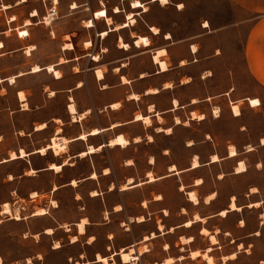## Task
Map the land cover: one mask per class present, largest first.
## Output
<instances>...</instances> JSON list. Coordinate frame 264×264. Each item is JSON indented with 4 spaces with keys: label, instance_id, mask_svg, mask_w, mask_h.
Here are the masks:
<instances>
[{
    "label": "crops",
    "instance_id": "crops-1",
    "mask_svg": "<svg viewBox=\"0 0 264 264\" xmlns=\"http://www.w3.org/2000/svg\"><path fill=\"white\" fill-rule=\"evenodd\" d=\"M17 2L18 0H0V203L11 201L13 192L17 198L26 201L30 192L48 194L51 187H58L54 190L58 197L55 198L54 193L52 196L55 207L43 203L48 213L38 219V225L35 224L38 228L32 230L28 224L24 227L21 223V230L27 227L24 232H42L46 237L45 244L33 246L23 255L34 257L37 253L40 254L41 261L37 264H102L97 261V255L106 258L107 264H178L179 252H188L185 256L181 255L183 259L189 257V251L199 250L194 244L183 247L185 244L180 243L179 239L184 235L176 238L173 236L178 229L186 235L194 230L180 227L182 222L169 217L177 209L176 206L180 205L172 196V189L174 186L178 189L180 184L186 188L192 186L193 182L189 180L191 171H195V177L202 175L205 182V170L201 169L205 166L209 169H214L217 165L223 166L222 180L228 174H235L237 162L229 163L232 157L228 155V147L215 144V120L221 116L211 114H214L215 108L221 112L232 104L245 103L249 99H258L259 106L264 109V0H229L239 22L242 12L252 17L241 49V57L251 82V88L244 94L238 87L235 71L229 70V75L223 77L220 73L219 63L225 56V47L220 40L225 31L230 30L231 25L213 26L214 21L209 18V27H204L206 20H203L195 32L185 36L173 28H167L159 33V44L154 48L143 45V40L140 46L134 44V40L136 42L142 35L122 37L119 34L115 48L103 46L102 42L107 36L102 39L101 31L110 30V25L106 16L96 17V11L89 17L93 25L84 27L82 24V27L90 30L95 27L96 20L104 22L105 27L95 30L100 42L96 44L91 38L87 40L91 44L86 47V41L74 42L73 36L60 24L56 25L55 30L53 27L49 30L45 26L42 29L43 27H39L41 22L33 21L38 14L31 15L33 11H28L25 4L27 0ZM99 2L103 5L99 10H104L113 24L126 21L124 15L130 11L137 13L135 18L145 13L141 11L142 7H131L126 11L121 6H118L120 12H114L113 7V11L109 13L103 0ZM72 3L68 5L69 12L75 10L71 8ZM4 4L9 7L1 8ZM114 13L122 14L124 20L116 22ZM27 19L32 24L25 25ZM233 25H236V21ZM147 26L150 29L151 25ZM113 32L116 31L110 33ZM166 33H170V39L164 37ZM152 34L150 36L158 35ZM23 36L29 37L24 39ZM65 36L67 38L61 39ZM120 37L129 44V49L119 46ZM215 39L218 40L217 43H214ZM63 40L67 42L62 44ZM68 43L73 47L67 48L65 45L68 46ZM30 46L33 48L28 50ZM160 47L166 49V53L160 56L167 64L164 71L153 61V52ZM103 48L107 51L103 52ZM95 55H99V61L93 58ZM33 65H38L41 70L32 73L30 69ZM49 65L61 73L60 78H55L47 71ZM98 69L103 74L101 79L96 75ZM10 76L15 79L13 83L8 81ZM121 76L126 77L129 82H122ZM78 82L81 84L78 85ZM148 89H155L156 92H148ZM50 91L54 92V96H50ZM19 92L24 93V99L19 98ZM46 92L48 97L45 98ZM130 93L137 94L138 99L128 98ZM116 102L120 106L111 110L110 104ZM71 103L75 105L77 114L89 111L87 116L73 122L69 113ZM25 105L28 109L24 108ZM192 111L203 115V118L195 119L191 115ZM136 113L149 116L150 124L134 120ZM231 116L233 119L238 117L232 112ZM209 117L212 121H207ZM55 118L67 120L58 123ZM42 122L47 127L42 131H34L35 124ZM113 124L116 126L112 127ZM96 127L102 130L99 134L87 135L83 140L76 139L79 133L88 134L90 129ZM57 128L61 130L60 135L68 139L69 156L87 149L88 145H105L114 136L119 139L126 138L129 144L123 148L103 146L100 152L71 158L72 165L62 166L67 168L61 175L56 176L54 174L57 173L49 169V163L57 161L59 164L60 160L55 156L46 160L35 159L34 154L38 150L35 148L45 146L48 139L56 134ZM34 134L37 135V140H32L31 135ZM148 136H151V140ZM135 137L141 138V141L135 142ZM190 140L194 145L189 146ZM20 146H24L23 149L28 155L10 161L8 153L19 152L22 148ZM47 153L39 156L44 157ZM194 154L200 158L202 166L191 170L189 164ZM211 154H217L219 160L211 162ZM170 165H175V169L170 170ZM30 168L38 173L43 172L37 184L29 185L21 181L26 170ZM148 172L153 175V181L147 180ZM92 173H95V178L91 177ZM10 175L12 179H9ZM72 179L77 181L76 187L69 185ZM125 185L127 186L123 187ZM216 189L219 194L223 188ZM92 190L97 191L98 195L92 196ZM210 190L206 186L200 188L199 192L205 197ZM69 193H72V198L68 196ZM230 196L224 193L218 197L214 208H227ZM234 212L237 211H229L228 215L232 216ZM201 215L207 217L208 222L215 214L204 212ZM83 219L84 231L80 234L78 223ZM8 221L10 219L4 216L0 218L1 231L6 228ZM159 222L165 227L164 232H157ZM63 225H69L70 231L65 232ZM258 225L260 226L259 221ZM223 226L230 232L239 231L236 222L232 226ZM170 227H174L175 231L168 232ZM45 228L53 229V233L45 234ZM153 228L155 237H152ZM253 229L252 235L257 231L256 228ZM24 232L21 235L27 238ZM73 235L78 240L69 242L68 238ZM6 238V233L1 232L0 257L3 263L8 261L10 254L2 241ZM34 240L37 241L35 238ZM143 242L148 243L141 247ZM55 243L60 244V247L54 248ZM239 243L244 245L243 249L249 244L246 241ZM237 244L234 251L236 255L240 252ZM143 247L146 248L145 251H140ZM128 249H133L131 260L123 262L120 254ZM231 249L229 247V254L233 253ZM167 258L173 260L166 263ZM236 259L237 256L227 261L220 259L217 264L228 261V264H238ZM17 261L19 260H10L9 263L15 264Z\"/></svg>",
    "mask_w": 264,
    "mask_h": 264
},
{
    "label": "rangeland",
    "instance_id": "rangeland-1",
    "mask_svg": "<svg viewBox=\"0 0 264 264\" xmlns=\"http://www.w3.org/2000/svg\"><path fill=\"white\" fill-rule=\"evenodd\" d=\"M74 1L77 4V8L69 12L68 5L71 4V2L74 3ZM53 2H54L53 0H27L25 4L30 13L34 9L38 11L37 12L38 16L34 17L33 21L41 22V24H39V27H43L42 29H45L44 28L45 26L49 30L52 29L51 27H53V29L55 30L56 25L60 24V26H62L68 33H70V36L71 35L73 36L72 40H74V42L83 43V41L87 42V40L91 38L94 39L93 42L96 44L100 42L98 40V37L95 36V30L103 29L105 27L104 22L96 20L94 28H91L90 30L84 28L87 27L85 26L86 22H88L86 20H89V17L92 12L95 13L97 11L96 17L98 18L102 17L99 15V13H104L103 16H106L107 23L108 21H110L109 24L110 29L111 28L113 29V27L116 24H119V23L113 24L112 19L106 15L105 11L99 10L100 8L99 0H58L57 2L58 3L57 8L59 11L58 18L51 21V23L49 24H47L48 22L44 23L42 22L43 21L42 17L46 15L47 8L50 7L51 3ZM103 2L106 5L107 9L109 10V13L110 11L112 12L113 7L115 10V8H119L118 6H121L126 11H128L129 8L133 7V4H137V7H142L141 10L142 12H144L143 7L145 6L146 8L145 13H141L140 16H136L135 20L136 19L137 20L133 24L134 26L129 24L126 26V27L130 26L129 28L125 27V29L123 28L122 30L119 29L120 31L112 30V29L109 30V33L111 31H116V32L110 34L108 33L107 37L105 36L106 38L105 37H104L105 39L103 38L104 39L102 42L104 44L103 46H112L117 48L116 47L117 38H118L117 36L120 34L122 37L126 35L127 36L129 35L130 37L136 35H142L140 36V38L143 40V45L148 47L150 46L149 48H154L159 44L158 37H161L160 35L161 32H164V30H166L167 28H173L177 30V32H179L180 35L185 36L188 34H192V32H195L196 27L198 25L200 26V23L203 20H206L204 21L203 24H205L206 22L208 24L207 27H209V22L207 21L209 20V18L210 20L214 21L212 23L213 26H215V24L221 27L222 26L228 27L231 25L230 30H226L225 33L223 34V38H221L220 40L225 47V56L222 58L223 60H221L219 63V67L221 70L220 73L222 75L220 76L223 77L224 75L225 76L229 75V70H232V72L235 71L237 74L238 87L240 91L244 94L247 93L248 90L251 88V82L249 81L247 75L245 62L241 57V49L252 17L249 14H245L242 12L241 22H239V20L236 19L237 13L235 12L229 0H166V2L164 3H162L161 0L155 2H152V0H124L123 2L122 0H103ZM179 4L182 5L181 8L179 7L180 9L178 8ZM176 7L178 8V10ZM134 14L137 15V13ZM113 18L116 22H120L124 20L122 14L115 15L113 16ZM235 21H236V25H233ZM120 23H127V20ZM82 24H84V27H82ZM147 25H151L150 29L148 28ZM153 27L157 28L158 30L157 33H155V31L153 30ZM149 31L151 34L154 33L158 35L150 36L151 34L149 35ZM54 33H56V31H54ZM40 34L42 35V31H40ZM167 34L168 33H166V35ZM51 36L52 35H50V37ZM28 37L29 36H23L24 39ZM65 38H67V36L61 37V39H65ZM120 39L123 41L121 37ZM120 39H119V46H120ZM145 41H147V43H145ZM65 42L67 41L63 40L62 44H64ZM217 42L218 40L215 39L214 43ZM71 47H73L72 44L68 43L67 48H71ZM143 48L144 47H140V49ZM112 50L114 54H117L114 51V49ZM105 51H107L106 48H103V52ZM47 94H48L47 92L44 94L45 98L48 97ZM249 101L252 106L259 103L258 99H249ZM253 101H256L257 103L253 104ZM247 102L248 101H245V103L243 102L235 103L238 105L241 113V115L236 117L235 119H233L231 116V112H230L231 105H230L228 108L226 107L225 109L221 110V112L219 110L218 115H220L221 117L220 118L218 117V120H215L217 121L215 123L217 129V137L215 138V144L217 146H222V147L224 146L229 147L230 145H233L237 150V155L235 157L230 158L231 161L229 163L236 164L237 162L238 164V161H244L247 167V171L241 174H228L223 180L222 179L220 180L218 179V175L222 173L221 168H223V166L221 167L217 165V167L214 169H212V167L211 169H209L207 166H205L201 168L202 170H205V177H206L205 182L202 178V175H198L195 177L194 175L195 171L189 172V180L191 179L190 182H193L194 184V180L198 177H201L204 182V184H202L201 186L196 187L192 184V186L186 188L187 190L193 189L197 192V195L199 196L200 199V203L198 205H192L187 200L185 193L177 189L175 186L174 189H172V196L179 201L180 205L178 204L176 206L177 209L171 212L169 216L170 218L177 220L179 222H184V220L191 218L194 213H198L200 216H202L201 214H203L204 212H211L215 214L214 217L209 219L208 222H206L205 224L196 223L192 228H189L188 230H194L190 233V235L194 237V241L189 244L190 245L194 244L197 249L203 251L209 246L210 243L205 236L199 234V228L201 226H205L211 232L215 231L216 229L219 230V233L217 235V239L219 243L213 246V251L211 252V255L214 257L216 263L221 261L220 260L221 256L229 254L228 253L229 247H232L231 252H234L237 243L246 241L249 243L246 249H243L244 245L242 244V248L239 249L240 252L236 255L237 256L236 261L238 262V264H264V202H262L261 206L258 208L248 207L250 202L264 201V109H261V106L259 105L251 108L248 106ZM216 109L217 108H215L214 111ZM211 115L210 117L212 118ZM210 117L207 119V121H212L210 120ZM67 119H62V120L65 121ZM31 136H32V140H37L38 138L37 135L35 134ZM23 138H28V137H23ZM20 142L23 143L24 141H20ZM141 144H143V142ZM248 145H252L253 150L246 151ZM20 147L24 148V146H20ZM39 155L40 154H34L35 159L46 160L47 158L49 157L51 158L53 156L50 151L44 157H40ZM57 159L60 160L58 157ZM56 163L58 162L56 161ZM65 168L67 167H64L63 171L57 174H54L52 171H47V172H50L52 175L54 174L57 176V175H61L65 171ZM42 173L43 172L38 173L36 171V175L34 176H27L26 174H24V177L21 178V181L23 183H28L29 185H32L33 183L37 184L42 178L41 175ZM222 174L224 175V173ZM206 186L211 188V190L208 191V193L206 194H209L210 192H216L217 190L216 187L219 188L220 190L221 188H223L219 194L216 193L217 194L216 198L212 200L210 204H204V197H203L204 195H202L199 192L200 188ZM251 187H256L258 189V193L254 195H249V191ZM224 193L227 194L228 196L231 195L236 197L235 202L238 206L241 207V210L240 212L238 211L236 213L234 212L235 214H232V216L227 214L228 216L222 218L217 215L220 209L214 208V203L217 201L218 197H220ZM43 196L46 197V199L48 200L50 199L49 196H47V194H41L39 195L37 201H39V199ZM68 196L72 198V193H69ZM54 197L55 198L58 197V194L54 193ZM79 197L80 196L78 195L77 198L79 199ZM25 202L27 203V205H29L27 201ZM181 206H183L184 208L187 207L186 213L183 215L180 214L182 208ZM40 207H43L42 201L41 203H39V205H34V211ZM29 209L31 210V207ZM42 217L43 216L31 217L28 218L25 222L24 221L13 222L10 220L8 221L6 228H4L3 231L0 230V233L1 232L6 233L7 238L2 239V241L5 243V246L10 252L8 261L3 263L2 260L3 264H10L9 261L15 259L19 260L17 261V263L15 262V264H27L26 258L29 257L30 259H32L29 264H37V262L41 261V259L37 257L38 253L34 257L23 254L26 251L30 250V248L33 246L37 247L46 243V237L43 235L42 232L39 234V232L37 231L38 232L37 234H39L38 238L32 236L33 234L36 233L33 232L32 230L38 228L36 227L35 224L38 225L37 223L38 219H41ZM241 221H243V224L245 225L244 227L239 226ZM258 221L260 226L258 225ZM235 222H236V227L239 228V231L230 232L229 229H224L223 226L224 224H229L232 226ZM21 223L24 225V227L27 226L28 224L32 229L31 232H24L27 229V227L24 230H21V226H22ZM253 228H256L255 230L257 231H255L252 235V232L254 230ZM152 230H153L152 233H154L155 228H153ZM179 230L181 229H178L177 231H175V233H173V236L175 238L178 235H184L186 237L190 236V235H186L185 233L179 232ZM23 232L24 234H26L25 237L27 238L22 237L21 234H23ZM157 232L160 233L158 229ZM226 232H229V235H226L225 234ZM248 232H250L249 235L247 234ZM256 232H258V235L255 234ZM34 238L37 239V241L34 240ZM147 243L148 242H143L140 244V246L142 247ZM189 244L187 245L185 244L182 246L187 247L189 246ZM186 254H188V252H183V250L179 252V255L185 256ZM15 256H19V257H15ZM25 256L28 257L25 258ZM37 258L40 260H37ZM185 262L187 264H205L200 257L195 260H192L189 257L183 258L182 260L178 261V264ZM228 262H225L223 264H228Z\"/></svg>",
    "mask_w": 264,
    "mask_h": 264
},
{
    "label": "bare ground",
    "instance_id": "bare-ground-1",
    "mask_svg": "<svg viewBox=\"0 0 264 264\" xmlns=\"http://www.w3.org/2000/svg\"><path fill=\"white\" fill-rule=\"evenodd\" d=\"M26 0H18L17 3H22V2H25ZM54 3H57L58 0H53ZM155 1H158V0H152V2H155ZM58 4V3H57ZM9 5H1V8H8ZM181 8L182 5L179 4L178 5V8ZM72 9H75L77 8V4L76 2L72 3V6H71ZM179 8V9H180ZM121 10L119 8H115L114 12L118 13L120 12ZM143 11L146 12V8L145 6L143 7ZM33 13H35V15H33ZM33 16H36L37 15V11L36 10H33L32 14ZM126 16H127V23H119V24H116L112 30H119V29H122V28H125L127 25H133L135 23V14L132 13V12H128L126 13ZM129 17H131V19H129ZM12 19H14L12 17ZM44 22H48L47 24L51 23V19L50 17H45V20ZM90 22V23H88ZM88 22H86L85 26L87 27H91L93 24L91 22V20H89ZM31 24V20L27 19L25 20V25H30ZM108 24H110V21H108ZM204 27H207L208 24L205 22V24H203ZM110 29V30H111ZM153 30L155 31V33L158 32L157 28H154L153 27ZM109 33V30H103L101 31V36H102V39L107 36ZM154 34V33H153ZM167 39L171 38V35L168 33L166 36H165ZM142 39L141 38H138L137 41L135 42L136 45L140 46V43H141ZM90 41H87L85 42V46L88 47L90 45ZM67 47V45H65ZM64 46V47H65ZM0 47H2V43H0ZM120 47L121 48H125L126 50L129 49V44L122 41L120 39ZM30 50L31 48H33L32 46L28 47ZM195 50V49H193ZM166 53V49L164 47H160V48H157L154 52H153V61L155 63H158V65L160 66V70L161 71H164L167 69V64L165 63V61L161 60L160 59V56L164 55ZM96 61H99L100 57L98 55H95L93 57ZM118 68H116L117 70ZM41 70L40 67L38 65H33L30 69V71L32 73L34 72H37ZM47 71L52 73V75L55 77V78H60L61 77V73L59 71H57L55 68L52 67V65H49L47 67ZM142 74V73H141ZM96 75H97V78L98 79H101L103 77V74H102V71L101 70H97L96 71ZM121 80L122 82L124 83H128L129 80L124 77V76H121ZM8 81L10 83H13L15 81L14 77L13 76H10L8 78ZM81 83L78 82V85H80ZM165 86H168L169 84H164ZM148 92H156L155 89H148L147 90ZM50 96H54V92L53 91H50L49 92ZM138 95L135 94V93H130L128 94V98L130 99H135L137 100L138 99ZM19 98L22 100L24 99V93L22 92H19ZM193 100V99H191ZM195 100V99H194ZM249 104H250V101H248ZM174 103L176 104V101H174ZM260 103L254 105V106H258ZM251 105V104H250ZM111 106V110L113 109H118V107L120 106V103L116 102V103H112L110 104ZM176 106V105H175ZM251 105V107H254ZM25 109H28L27 108V105L24 106ZM109 108V106H108ZM231 112L234 116H239L240 115V110H239V107L237 104H232L231 105ZM69 113H71V119L73 122H77L78 120H82L84 117L87 116V114L89 113V111H85L83 113H78L77 114V111H76V108H75V105L73 103H71L69 105ZM214 115L218 116V109H216L215 111H213ZM158 115V114H157ZM192 117H194L195 119H202L203 118V115L201 114H197L195 112L192 111L191 113ZM134 120H137V121H143L144 123H146L147 125L150 124L151 122V119L149 116H143L141 115L140 113H136L134 115ZM55 122H58V123H62V121L59 119V118H55ZM116 126V124H113L112 127ZM46 128V124L45 123H38L35 125V130L34 131H42ZM160 129V128H159ZM168 130V129H167ZM60 128H57V132L56 134L53 136V139H52V147L54 149V152L56 154H60L61 152H65L66 151V147H67V144H68V139L66 137H63L62 135H60ZM102 130L99 129V128H92L88 131V134H85L84 132L83 133H79L78 137L76 139H86L87 135H97L101 132ZM21 135H23V131H20L19 132ZM151 137V136H150ZM148 136V138L151 140ZM134 141L135 142H138V141H141V138L139 137H135L134 138ZM129 144V141L126 139V138H123V139H119L118 137H113L111 139L108 140L107 144H102V145H98V146H93V145H88L87 146V149L81 151V157H86L88 154H92V153H97V152H100L102 149H103V146H109V147H114V146H120V147H126L127 145ZM194 143L192 141H189V146H192ZM51 146H48V147H45V146H41L38 148V150L35 151L36 154H39L41 153L40 155H45L46 152H47V148L49 149ZM253 150V146L252 145H248L247 148H246V151H251ZM20 155V156H19ZM28 153L23 149V148H20L19 149V152H13L11 151L9 153V159L10 161L11 160H14V159H20V158H23L25 156H27ZM228 155L230 157H235L237 155V150L236 148L233 146V145H230L228 147ZM219 160V157L218 155L216 154H212L210 156V161L211 162H217ZM70 161V162H69ZM128 163H131V162H128ZM72 165V159H68L62 166H66V165ZM50 165V170H54V173H59L63 170V167L57 163H49ZM202 166V164L200 163V160H199V157L194 154L192 157H191V160H190V164H189V169L191 170H195V169H198ZM169 169L170 170H174L175 169V165H170L169 166ZM106 171V170H105ZM247 171V167L244 163V161H238V164H236L235 168H234V173L235 174H241V173H244ZM177 172V171H176ZM25 174L27 176H34L36 175V171L32 168L26 170ZM148 176V179L149 181H153L154 180V177L153 175L148 172L147 174ZM223 174L221 173L220 175H218V179H222L223 178ZM92 178H95L96 175L95 173H92L91 175ZM13 177L10 175L9 176V179H12ZM130 182V180H129ZM203 183V180L201 177H198L195 179L194 181V184L199 186ZM69 185L73 186V187H76L77 186V181L75 179H72L71 182L69 183ZM127 185L123 186V187H126ZM58 187H55V190H57ZM122 189V187H121ZM178 189L180 191H183L185 192V195L187 196V200L192 204V205H198L199 204V197L197 196V192L193 189H189L187 190L186 187H184V185L180 184L178 186ZM258 193V189L256 187H251L250 188V191H249V195H254ZM91 195L92 196H96L98 195L97 191L95 190H92L91 191ZM216 192H211L209 194H207L204 199L206 201V204H210L212 200H214L216 198ZM264 202V201H255V202H250L248 207H254V208H258L261 206V203ZM52 203L55 205L54 201H52ZM241 210V207L238 206L235 202V197L234 196H231L230 198V202H229V205L227 208H224V209H221L219 210V212L217 213L218 216L222 217V218H225L227 216V214L229 213V211H240ZM10 212V208H9V204L5 202V205L3 207V212H2V215L3 214H7ZM47 213V210L46 208H43V207H40L38 209L35 210L34 214L32 215V217H39V216H43ZM165 213H167L165 211ZM186 213V210L184 208H181V213L180 214H185ZM19 220V219H18ZM84 222L85 220L83 219L80 223H78V230H79V233H83L84 231ZM158 222V220H157ZM197 222L199 223H203L205 224L207 222V217H202L200 216L198 213H194L192 215L191 218L185 220L184 222H182V225H180V227H185V228H191L194 224H196ZM157 229L159 232L161 231H165V228L163 227V225L159 222L157 223ZM240 227H243L244 224H243V221L240 222ZM161 230V231H160ZM175 231V228L174 227H170V230L168 232L172 233ZM45 234H52L53 233V229L51 228H45ZM219 233V230H215L213 232H211L209 229H207L205 226H201L199 228V234L205 236L208 241H209V246L204 249V251L200 252V250H191L189 251V258L192 259V260H195L197 258H201L205 264H217L214 260V257L211 255V252H212V246L214 245H217L219 242H218V239H217V235ZM226 235H229V232H226L225 233ZM256 235H258V232L255 233ZM33 237L35 238H38L39 234L35 233L32 235ZM151 236V235H150ZM152 237H155V233H152ZM145 239V237H144ZM70 240L71 241H77L78 240V237L76 235H73L70 237ZM180 243L182 244H189L191 242L194 241V237L193 236H188V237H185V236H180V239H179ZM60 247V244L58 243H55V246L54 248H59ZM166 248V247H165ZM237 248L240 249L242 248V243H238L237 244ZM144 249H146L145 247H143L142 249H140V251H143ZM133 249H128L126 251H122L121 254H120V257L122 259L123 262H129L131 260V253ZM145 251V250H144ZM38 258H41V255L38 254L37 255ZM236 257V253L233 252L229 255H223L221 256V260L222 261H227L228 259H233ZM179 260L182 259L181 255L178 257ZM173 260V258H167L166 259V263H169ZM97 261L101 262L102 264H107V259L104 258V257H101L100 255H97ZM26 262L27 264H29L31 262V259L30 258H26ZM0 264H3L2 263V259L0 257ZM182 264H187L186 262L185 263H182Z\"/></svg>",
    "mask_w": 264,
    "mask_h": 264
},
{
    "label": "built area",
    "instance_id": "built-area-1",
    "mask_svg": "<svg viewBox=\"0 0 264 264\" xmlns=\"http://www.w3.org/2000/svg\"><path fill=\"white\" fill-rule=\"evenodd\" d=\"M57 3H51V6L47 8L46 10V15L42 17V22H44L45 20V17H50L51 21L55 20L56 18H58L59 16V11H58V8H57ZM99 5L100 6H103L102 4H100L99 2ZM113 11V10H112ZM124 14V11L122 12ZM116 13H114L115 15ZM95 16V15H94ZM124 18L125 20H127V16L124 15ZM45 23V22H44ZM105 24H106V27H108V24L106 23L105 21ZM19 36H21L19 33H18ZM97 37V35H95ZM100 39V37H99ZM119 40V39H118ZM134 44H135V40H134ZM52 139H53V136H51L48 140V142L45 144V147H48V146H51L49 149L47 148V152H51L53 156L55 157H58L60 159V165L62 166L68 159H71V158H74V157H78L80 158L81 157V152L80 153H77V154H74V155H71L69 156L68 152H67V147H66V151L65 152H61L60 154H56L54 152V149L52 147ZM41 154V153H39ZM62 156H65V157H62ZM49 167V166H48ZM54 172V170H53ZM55 187H51V189L48 191V194L47 196H49V200L46 199V197H41L39 199V201H37V199L39 198V194L34 191V192H30L28 194V198H27V202L29 203V205H27V203L25 202V200H20L19 198H17L16 194L13 192L12 194V199L11 201H8L6 203L9 204V208H10V212L7 213V214H3L2 215V212H3V207L5 205V202L3 203H0V217H5L7 219H10V220H14V221H17L18 219L19 220H27L28 218H31L32 215L34 214V205H39V203H41V201L43 203H46L49 205V207L51 206L52 208L55 207V205L52 203V196H53V193H54V189ZM46 200V201H45ZM31 207V210L29 209ZM48 213V211H47ZM63 229L65 232H68L70 231V226L69 225H63ZM45 231V230H44ZM68 241L70 242V238H68ZM133 261V260H132Z\"/></svg>",
    "mask_w": 264,
    "mask_h": 264
},
{
    "label": "snow or ice",
    "instance_id": "snow-or-ice-1",
    "mask_svg": "<svg viewBox=\"0 0 264 264\" xmlns=\"http://www.w3.org/2000/svg\"><path fill=\"white\" fill-rule=\"evenodd\" d=\"M162 3L166 2V0H161ZM133 7H137V4H133ZM33 15H35V13H33ZM100 16H103L104 13H99ZM129 19H131V17H129ZM145 43H147V41H145ZM257 103L256 101H253V104Z\"/></svg>",
    "mask_w": 264,
    "mask_h": 264
}]
</instances>
